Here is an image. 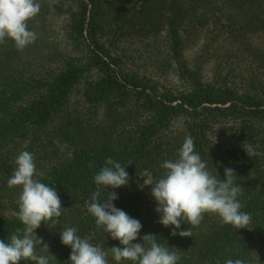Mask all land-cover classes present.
I'll use <instances>...</instances> for the list:
<instances>
[{
  "label": "rangeland",
  "instance_id": "rangeland-1",
  "mask_svg": "<svg viewBox=\"0 0 264 264\" xmlns=\"http://www.w3.org/2000/svg\"><path fill=\"white\" fill-rule=\"evenodd\" d=\"M36 2L40 11L27 21L28 29L36 34L35 41L23 49H17L10 39L0 42V127L24 106L47 96L56 78L72 68L86 66L92 57L85 35H78L75 28L85 0ZM92 14L98 25L97 39L108 50V59L117 72L134 77L150 92L175 100L174 105H181L183 96L211 93L231 99L238 107L228 113L213 109L178 111L167 129L154 139L150 156L139 165L129 184L109 190L118 195L115 206L142 223L140 237L147 234L159 217L150 185L163 176L160 165L176 157L186 136L193 138L194 150L218 178V174L224 178L225 167L235 170L244 206L264 180V119L249 114L253 109L248 107L264 108V0H99L96 10L87 9L85 29ZM171 17L172 24L168 20ZM98 79L95 69L84 70L60 112L43 128H27L7 146L1 145L0 220L10 219L18 207L21 189L7 185L18 154H33L37 172L43 173L35 178L44 182L45 174L62 165L69 151L97 150L106 143L113 144L116 152L119 132L135 130L150 118L141 96H124L121 103L116 102L118 96L106 100L96 96L90 101L85 89ZM229 105L204 106L224 109ZM245 142L261 154L248 156ZM63 145L67 147L61 151ZM144 180L150 185L140 190ZM80 186L78 182L74 191L60 196L65 210L59 224L42 223L36 229L43 240L42 247L36 245V254L48 256L50 264L56 263L50 251L60 245L59 231L77 228L86 209V203L77 198ZM250 216L246 228H235L220 246L218 258L204 264H225L228 259L264 264V194L254 203ZM229 227L216 215L205 213L200 225L184 224L177 230L189 228L190 237L172 236L170 226L162 244L177 252L178 264H197L208 234ZM86 238L105 251L119 244H112L100 228ZM108 261L115 264L110 253Z\"/></svg>",
  "mask_w": 264,
  "mask_h": 264
},
{
  "label": "clouds",
  "instance_id": "clouds-1",
  "mask_svg": "<svg viewBox=\"0 0 264 264\" xmlns=\"http://www.w3.org/2000/svg\"><path fill=\"white\" fill-rule=\"evenodd\" d=\"M39 11L40 5L36 0H0V42L10 39L17 49L34 42L37 37L28 29L27 21ZM60 147L63 151L67 145ZM243 148L248 156L261 154L249 143L245 142ZM71 156L69 151L68 158ZM131 163L123 165L106 158L93 177L96 191L91 196V202L86 203V211L94 218L97 227L112 240L118 241V246L105 251L87 238H82L76 227L64 228L59 231L60 242L71 250L66 264H109V253L115 264H123L124 261L131 264H178L180 256L177 252L159 243L155 234L140 237L142 223L113 203L118 195L109 189L129 184L126 168ZM160 167L164 169L163 176L154 185L144 180L139 188L143 190L146 185L151 186L150 194L156 204L154 211L159 216L158 223L166 228L171 226L172 236L190 237L189 228L177 230L184 224L200 225L205 213L216 215L222 224L236 229H244L251 222V216L241 210V185L236 183L235 170L225 167L224 178L221 179L215 168L219 178L214 175L209 171L207 162L194 150L191 136L185 137L176 157L165 160ZM36 176H43V173L37 172L33 154L28 151L18 154L7 185L21 189L16 217L24 227L12 234L10 239H0V264H20L21 261L50 264L48 256L36 254V245L43 244L36 229L42 223L59 224L65 208L56 187L36 179ZM104 189L110 195L101 199ZM138 239L142 242H136ZM43 247L48 248V245ZM225 264H244V261L228 259Z\"/></svg>",
  "mask_w": 264,
  "mask_h": 264
},
{
  "label": "trees",
  "instance_id": "trees-1",
  "mask_svg": "<svg viewBox=\"0 0 264 264\" xmlns=\"http://www.w3.org/2000/svg\"><path fill=\"white\" fill-rule=\"evenodd\" d=\"M175 1L180 2L181 0ZM98 6L99 0H85V2H82V11L75 27L78 35L81 37L85 35L87 48L92 56L87 65L80 68H72L56 78L50 83L47 96L40 97L27 106H24L18 110L15 116L9 118L0 127V148L10 144L11 141L27 128L32 127L35 130L43 128L54 114L60 112V108L68 98L73 85L78 79H81L83 71L86 69H95L100 75V79L89 83V86L85 89V94L89 97L90 101L91 99H95L96 96L102 100L118 96L117 103L124 101V96L134 95L138 96V99H140V96L144 97L145 100L141 104L150 110V118L136 126L135 130L126 133L119 132V147L117 146L118 150L116 152L114 151L113 144L106 143L101 145L97 150H94L95 148L91 151L80 150L78 153L72 151L71 158H66L62 165L59 164L58 167L50 168L45 174L47 178L44 180V183L55 186L59 196L71 190L74 191L76 183L80 182L81 186L78 188L77 198L80 197L84 203L91 202V196L96 191L93 177L99 171L100 167L103 166L106 158L110 157L123 165L132 162L126 168L129 178H131L139 165L150 156V150L154 147V139L162 131L167 129L172 118L178 111L196 113L199 109H213L218 112L228 113L238 110L237 105L231 99L212 96L211 93L183 96L179 99L182 102L181 105H174L175 100L168 98L166 95H159L154 90L150 92L148 88H145L134 77L117 72L115 65L108 59V50L97 39L98 25L94 14L89 18L85 29V15L88 7H91V10H96ZM173 7L171 6V8ZM168 20H170V24H172V21L174 23L172 17ZM205 104L230 105L224 109H220L206 108L204 106ZM248 107L253 109L249 114H257L264 119V108L262 106L248 104ZM107 194V189L102 190L101 199L106 198L108 196ZM263 194L264 180L260 184L259 190L251 197L250 201L246 202L241 210L250 215L254 203L258 202L259 197ZM17 211L18 207L15 208L14 215L10 219L0 220V239L8 240L12 234L17 233L18 229H23V224L16 217ZM158 219L157 222H154L147 229L146 233L157 235V241L162 244L166 235L165 230L169 228L159 224ZM95 228L99 227H97L94 218L85 209L77 227L78 234L82 238H86ZM234 230L235 228L230 225L224 232L215 230L213 233L208 234L203 244V255L200 258L201 262L197 264H204L203 262L210 259H212L211 263H213V260L218 258L220 246L227 242ZM115 242L118 241L112 240V244H115ZM70 251L68 246H64L60 242V245L56 248H51L50 252L54 253L56 259L55 264H66Z\"/></svg>",
  "mask_w": 264,
  "mask_h": 264
}]
</instances>
